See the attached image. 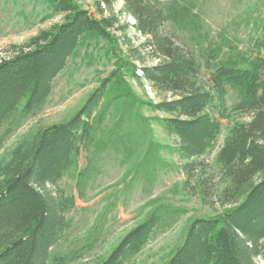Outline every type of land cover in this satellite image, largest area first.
Wrapping results in <instances>:
<instances>
[{
	"label": "trees",
	"instance_id": "obj_1",
	"mask_svg": "<svg viewBox=\"0 0 264 264\" xmlns=\"http://www.w3.org/2000/svg\"><path fill=\"white\" fill-rule=\"evenodd\" d=\"M87 1L50 0L62 22L26 45L11 46L0 58V131L19 108L32 114L44 106L54 80L85 36L107 42L117 67L69 121L42 129L20 144L9 162L0 163V264L65 263L63 258L52 259L50 252L69 229L66 215L75 207V199L56 186L91 146L103 123L97 111L108 89L124 83L123 74L171 96L150 107L168 116L162 123L167 134L178 139V154L187 161L214 148L221 125L208 110L216 103L225 108L228 88L237 93L234 111L251 115V121L231 130L217 158L228 184L222 204L231 208L215 218L194 220L167 264L264 261V57L231 51L229 58L220 59L221 49H212V61H206L211 75L205 83L200 80L201 64L166 31L172 25L198 46L208 43L201 18L191 5L173 0L162 8L168 0H120V14L135 21L121 25L113 11L118 0H93L95 13L83 6ZM131 29L145 40L142 52L125 39ZM255 47L258 53L264 51V35ZM147 58L155 63L147 65ZM186 170L194 169L186 165ZM160 223L161 218L152 214L98 264H128Z\"/></svg>",
	"mask_w": 264,
	"mask_h": 264
},
{
	"label": "rangeland",
	"instance_id": "obj_2",
	"mask_svg": "<svg viewBox=\"0 0 264 264\" xmlns=\"http://www.w3.org/2000/svg\"><path fill=\"white\" fill-rule=\"evenodd\" d=\"M171 1L160 6L164 8ZM178 1L191 5L199 14L210 42L198 46L191 36L172 25H167L166 31L201 64V81H209L211 72L206 69V61H212V49H221L220 59L229 58L231 51L264 57V51L258 53L255 47L264 35V0ZM83 6L95 13L93 0ZM122 8L123 2L116 1L113 11L121 25H133L134 19L120 14ZM62 20L50 0H0V58L11 46L26 45ZM125 39L143 51L145 40L140 34L131 29ZM154 63L146 59L147 65ZM116 69L107 42L94 36L82 38L76 53L54 80L44 106L32 114L19 108L4 124L0 163L9 162L13 151L42 129L69 121ZM123 82L108 89L97 111L103 123L97 127L91 146L80 153L56 186L75 199V207L66 215L69 229L50 252L52 259H65L64 264H98L152 214H157L161 223L128 264H167L184 243L194 220L215 218L231 208L222 204L228 184L217 158L231 130L251 121V115L234 111L239 103L237 93L228 88L225 108L216 103L208 110L221 125L214 148L187 161L178 154V139L168 135L162 123L168 116L150 107V103L158 104L171 96L157 92L146 82L138 84L127 74H123ZM186 165L194 170L187 173ZM257 264L264 261L258 259Z\"/></svg>",
	"mask_w": 264,
	"mask_h": 264
}]
</instances>
